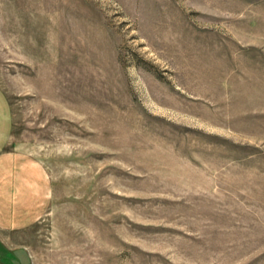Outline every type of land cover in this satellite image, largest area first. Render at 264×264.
Masks as SVG:
<instances>
[{
  "label": "rangeland",
  "instance_id": "1",
  "mask_svg": "<svg viewBox=\"0 0 264 264\" xmlns=\"http://www.w3.org/2000/svg\"><path fill=\"white\" fill-rule=\"evenodd\" d=\"M0 93L48 184L0 264H264V0H0Z\"/></svg>",
  "mask_w": 264,
  "mask_h": 264
},
{
  "label": "crops",
  "instance_id": "2",
  "mask_svg": "<svg viewBox=\"0 0 264 264\" xmlns=\"http://www.w3.org/2000/svg\"><path fill=\"white\" fill-rule=\"evenodd\" d=\"M5 102L0 93V245L7 251L22 249L12 239L44 212L48 184L38 164L26 155L5 151ZM19 253L13 262H19Z\"/></svg>",
  "mask_w": 264,
  "mask_h": 264
}]
</instances>
